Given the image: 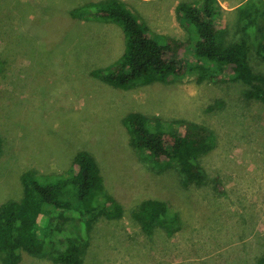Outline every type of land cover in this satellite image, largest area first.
I'll use <instances>...</instances> for the list:
<instances>
[{
    "label": "rangeland",
    "instance_id": "obj_1",
    "mask_svg": "<svg viewBox=\"0 0 264 264\" xmlns=\"http://www.w3.org/2000/svg\"><path fill=\"white\" fill-rule=\"evenodd\" d=\"M99 1L105 0H0V204L22 198L27 170L66 172L84 150L97 161L105 193L96 196L86 226L71 214L64 218L83 238L81 264H260L264 104L245 97V83L227 78L199 82L186 72L122 89L94 77L92 70L109 68L126 44L118 24L72 17L75 3ZM183 1L192 0L127 4L152 31L187 39L176 13ZM244 1L218 0L227 42L244 35L238 21ZM250 59L264 72L253 41ZM131 111L166 126L210 128L216 146L199 157L205 183L185 184L176 165L153 168L129 141L123 117ZM106 194L122 204L121 217L101 208ZM147 198L166 201L178 220L146 233L131 212ZM19 264L64 263L22 252Z\"/></svg>",
    "mask_w": 264,
    "mask_h": 264
},
{
    "label": "trees",
    "instance_id": "obj_2",
    "mask_svg": "<svg viewBox=\"0 0 264 264\" xmlns=\"http://www.w3.org/2000/svg\"><path fill=\"white\" fill-rule=\"evenodd\" d=\"M71 10L74 18L118 24L125 34V50L109 68L91 74L114 87L130 89L153 82H166L187 73L197 81L238 80L247 85L244 95L264 104V72L254 69L250 59L252 41L264 59V0H245L238 7V21L244 35L225 41L226 29L218 21L224 9L218 0L183 1L177 5L180 23L188 30L187 39L152 31L122 0L94 2ZM247 33V35H245ZM254 37V39H253ZM191 54V58L190 57ZM131 145L156 169L176 165L187 185L205 183L199 157L216 146L215 133L205 125L164 121L131 111L123 117ZM23 196L0 204V262L19 264L22 252L46 254L56 262L81 264L80 236L65 223L71 214L87 224L97 209L96 196L105 193L96 159L78 151L66 172L49 175L30 169L21 176ZM101 208L109 218L123 215V206L106 194ZM166 201L147 198L131 212L146 233L156 224L172 222ZM173 228V227H170ZM84 230V228H82ZM264 264V257L259 260Z\"/></svg>",
    "mask_w": 264,
    "mask_h": 264
},
{
    "label": "crops",
    "instance_id": "obj_3",
    "mask_svg": "<svg viewBox=\"0 0 264 264\" xmlns=\"http://www.w3.org/2000/svg\"><path fill=\"white\" fill-rule=\"evenodd\" d=\"M75 1V0H73ZM80 1V0H79ZM123 2H125L127 4V2H129L130 0H122ZM87 4V2H78V3H75L74 5H77V6H81V5H85ZM128 5V4H127ZM129 7V5H128ZM130 8V7H129Z\"/></svg>",
    "mask_w": 264,
    "mask_h": 264
}]
</instances>
